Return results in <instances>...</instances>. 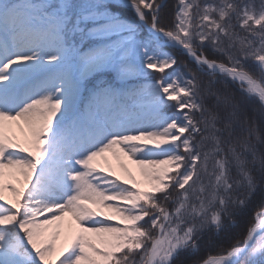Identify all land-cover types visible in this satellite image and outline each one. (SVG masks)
<instances>
[{"label": "snow or ice", "instance_id": "1", "mask_svg": "<svg viewBox=\"0 0 264 264\" xmlns=\"http://www.w3.org/2000/svg\"><path fill=\"white\" fill-rule=\"evenodd\" d=\"M0 264H264V0H0Z\"/></svg>", "mask_w": 264, "mask_h": 264}, {"label": "trees", "instance_id": "2", "mask_svg": "<svg viewBox=\"0 0 264 264\" xmlns=\"http://www.w3.org/2000/svg\"><path fill=\"white\" fill-rule=\"evenodd\" d=\"M166 2H167L169 5H171V4L174 2V0H166ZM249 219H251V214L249 215V217L246 218V222H247V220H249Z\"/></svg>", "mask_w": 264, "mask_h": 264}, {"label": "rangeland", "instance_id": "3", "mask_svg": "<svg viewBox=\"0 0 264 264\" xmlns=\"http://www.w3.org/2000/svg\"><path fill=\"white\" fill-rule=\"evenodd\" d=\"M133 173L135 174V169L133 168Z\"/></svg>", "mask_w": 264, "mask_h": 264}]
</instances>
